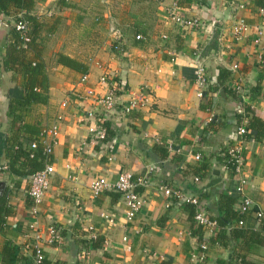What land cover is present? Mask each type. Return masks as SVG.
I'll use <instances>...</instances> for the list:
<instances>
[{"label":"crops","instance_id":"0c3cea01","mask_svg":"<svg viewBox=\"0 0 264 264\" xmlns=\"http://www.w3.org/2000/svg\"><path fill=\"white\" fill-rule=\"evenodd\" d=\"M177 2L34 0L28 15L35 19L45 66L46 101L30 105L20 122H12L6 116L4 94L15 82L11 73L0 71V135L9 148L26 147L56 119L57 137L49 157L53 174L38 205L27 196L26 178L0 170L4 184L0 199L14 212L0 226V250L6 242L17 247V264H32L27 250L35 243L57 264H234L236 259L264 264V221L260 232L254 220V213L264 209V134L257 142L244 140L240 175L230 176L218 161L236 141L238 118L239 126L245 123V106L264 121V71L258 68L264 17L257 14L262 0H189L179 6ZM173 10L198 19L204 27L180 29L168 19ZM235 20L247 26L237 39L232 35ZM12 24L13 18L0 14V59ZM110 28L121 34L117 40L122 56L111 49L116 38ZM136 35L143 40L136 41ZM59 54L86 65L83 82L82 75L56 64ZM198 69L205 81L200 87L195 83ZM104 75L126 89L121 101L140 89L146 101L124 117L110 115L106 123L114 136L99 144L92 142L82 117L93 108L87 92H105L98 82ZM258 82L261 91L256 94L252 88ZM198 90L202 97H197ZM153 147H163L166 157L151 153ZM194 154L209 166L200 181H194L190 171L198 162ZM7 163L1 152L0 167ZM149 167L154 169L151 174ZM213 170L221 180L205 187ZM124 171L149 175V185L140 190L142 209L129 220L117 193L102 191L92 197L88 188L95 178L112 183ZM240 179L245 184L237 190ZM163 185L194 196L195 210L204 214L207 208L213 215L216 193L234 194L236 203L239 197L250 199L251 210L242 216L240 226L248 232L225 248L208 243L211 235L204 232L206 245L201 251L190 234L186 210L179 202L166 200ZM192 187L207 189L208 199L198 200ZM49 225L60 235L58 245L43 243ZM97 237L103 241L100 249L80 248V241Z\"/></svg>","mask_w":264,"mask_h":264},{"label":"trees","instance_id":"16d2710c","mask_svg":"<svg viewBox=\"0 0 264 264\" xmlns=\"http://www.w3.org/2000/svg\"><path fill=\"white\" fill-rule=\"evenodd\" d=\"M181 1L187 2L186 4H188L189 0H178L176 4L178 6L182 5L183 2L181 3ZM33 5L34 0H0V14L13 18V24L7 28V33L5 35L6 43L0 59V71L11 73V79L15 82V84L7 89L4 94V98L7 100L6 116L10 118L12 122H20L22 116L27 112L30 105L44 104L46 101V84L44 77L45 66L41 57V48L36 41L37 28L35 25V19L28 15ZM20 20L28 23L27 36L29 41L25 44V47H22L21 42L19 41V36L13 26ZM55 62L57 65L67 68L80 75H84L87 71L85 64L61 54L56 56ZM258 68L260 71H264V48L259 57ZM252 90L254 93L258 94V92L261 91L260 83H256ZM242 119L245 120V123L242 125L244 129L242 139L253 142L262 140L264 134V121L256 116L248 106L244 107ZM240 122L241 118H238L237 127ZM103 126L105 128V134L104 138L98 142L99 144L108 141L114 136V133L110 129L108 123L104 122ZM24 129L27 130L26 127H24ZM33 141H36V136L31 142ZM30 143H28L26 147L18 145L14 149L9 148L0 135V153H4L5 157L8 159V163L5 166L7 169L6 172L10 175L14 174L16 176L26 178L28 181L29 177L34 172L40 170L45 162H49V158L45 159L41 154L40 145L37 144V147L32 150L29 148ZM8 152H10V154ZM154 152L160 153V159L166 157V151L163 147H153L151 153ZM220 154L221 155L218 158L219 163L223 166H228L225 164V153L222 152ZM190 171L197 181L205 178L209 171V166L206 163L205 158L200 157L197 165L191 167ZM229 174L230 176H233V173ZM190 190L194 195L195 193L197 194L198 200L208 199V193H206L207 189L204 187L198 190L192 187ZM212 198V204L214 205L215 211L212 212L213 215H211V212L206 208L205 214L209 219L216 223V228L214 229L213 234L207 238V242L210 244H217L225 248L229 244H234L239 238H244L246 232L248 231L243 227L240 228V226H236L237 221L242 220V216L238 215L234 210L238 206V203H236L235 200L236 195H221L216 193L212 196ZM174 202H179V204L186 210L191 230L190 234L192 237L196 238L198 245H200L203 243L202 237L205 229L203 226L196 225L192 221L195 207L186 202H181L176 198H172V204H174ZM13 215L14 212L5 205L4 199H0V226L4 221V218L11 217ZM263 221L264 216L260 219V221L256 222L258 223L256 230H262ZM102 242V239L97 237L96 239H85L80 241L79 244L80 248L83 250H96L100 249ZM40 253L41 259L39 260V264H57L56 262H51L42 249ZM27 254L30 259L34 258V250L31 247L27 250ZM19 260L20 256L18 248L7 242L4 243L0 250V264H17V261ZM232 260L233 258L229 260V263H231ZM233 263L247 264L242 259H236Z\"/></svg>","mask_w":264,"mask_h":264},{"label":"built area","instance_id":"2783aa9c","mask_svg":"<svg viewBox=\"0 0 264 264\" xmlns=\"http://www.w3.org/2000/svg\"><path fill=\"white\" fill-rule=\"evenodd\" d=\"M257 14L260 17H264V0H262L261 6L257 9ZM168 19L171 23L178 26L182 30L187 29H199L203 28L204 25L198 19L192 17H185L181 13L176 11H171L168 14ZM14 29L19 36V41L21 42L22 47H25V44L29 41L28 38V23L25 21H18L14 25ZM247 31V26L241 20H235L232 25V35L233 39H237L242 33ZM110 34L116 38L113 41L111 49L118 55H123L124 51L122 49V45L118 42L117 39H120L121 34L117 28H110ZM260 34V33H257ZM135 40H143V37L140 35H136L134 37ZM161 39H165V36L162 35ZM235 69V66L231 67ZM201 69H198V76L196 78V85L200 87L205 83L203 76L199 73ZM85 80V75H82L80 78V82ZM98 82L105 89V92L100 95H94L91 91L87 92L88 100L91 105H93L92 109L86 111L82 117V121L87 122L86 126L87 133L91 136V140L93 143H98L104 138L105 128L103 126L104 122L109 120L110 115H118L119 117H124L139 109L142 106V103L146 101V96L140 89V92H132L128 93V98L126 101H121L120 96L126 92V89L120 85H117L114 81L109 80L105 75L99 77ZM236 92H239V88H235ZM197 97H202L201 91H197ZM64 103L61 104L64 107ZM59 119V117H57ZM56 119L55 123H52L49 126H43L36 136V141L30 143L29 148L35 149L37 144L41 147V154L45 159H48L52 154V149L54 144L56 143L57 130H56ZM244 134V129L242 126L237 127L235 132V142L233 144L228 145L225 148L226 160L224 165V170L228 173H233V175H240L243 170V160L241 156L243 144L245 143L242 139V135ZM200 158L199 154L193 155V160L198 161ZM5 167H0V170ZM147 173L151 174L154 169L153 167H149L147 169ZM53 174V167L50 162H46L43 167L34 172L29 177V185L27 189V196L30 199L33 206L38 205L45 194L47 189L48 180L50 176ZM194 181H197L196 178H193ZM245 182L243 179H240L237 185V190H240L244 186ZM149 185V175H134L132 172L124 171L117 175L116 179L109 183L104 177H98L93 179L89 184V191L92 197L98 196L102 191H111L117 193L120 196V200L125 207V217L127 220L131 219L135 215H137L142 209L143 203L140 194V190L147 187ZM164 197L166 200H171L172 198H176L182 200V202H186L188 204L197 206L198 202L195 198L190 197L182 193L181 191L170 188L168 186L160 187ZM238 206L235 209V212L238 215H245L251 210L252 201L245 197H239ZM167 206V202L165 207ZM264 216V209L258 210L254 213L255 222L260 221V219ZM194 224L203 226L205 232L208 235H212L214 229L216 228V223L209 219L202 211L195 210L193 215ZM238 226L243 225L242 220L237 221ZM34 240L39 242V237H35ZM61 241L60 235L57 229L53 225H49L47 228V239L43 242L47 246L58 245ZM206 243L203 242L199 245V249L202 251L205 249ZM34 250V258L33 264H39V260L41 259V249L36 246V243L30 246ZM199 261L203 262L202 255L199 257Z\"/></svg>","mask_w":264,"mask_h":264},{"label":"water","instance_id":"95a60500","mask_svg":"<svg viewBox=\"0 0 264 264\" xmlns=\"http://www.w3.org/2000/svg\"><path fill=\"white\" fill-rule=\"evenodd\" d=\"M221 180L220 176L218 175V171L213 170L210 179L208 180V182L206 183L205 187H209L212 186L216 183H219ZM3 183L0 182V198L2 196L3 193Z\"/></svg>","mask_w":264,"mask_h":264}]
</instances>
